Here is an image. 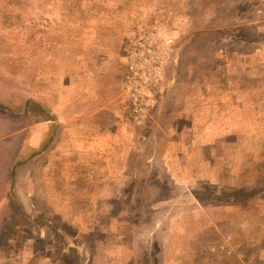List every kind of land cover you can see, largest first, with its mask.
<instances>
[{
	"label": "rangeland",
	"instance_id": "374dc122",
	"mask_svg": "<svg viewBox=\"0 0 264 264\" xmlns=\"http://www.w3.org/2000/svg\"><path fill=\"white\" fill-rule=\"evenodd\" d=\"M0 264H264V0H0Z\"/></svg>",
	"mask_w": 264,
	"mask_h": 264
},
{
	"label": "built area",
	"instance_id": "2783aa9c",
	"mask_svg": "<svg viewBox=\"0 0 264 264\" xmlns=\"http://www.w3.org/2000/svg\"><path fill=\"white\" fill-rule=\"evenodd\" d=\"M129 55L131 64L130 72L126 75L127 89H129L132 99L131 107L134 119L139 121L147 113V110L156 104L157 83L162 77L159 65L162 56L154 54L151 45L147 46L142 55H139L137 51H132ZM144 65L149 66L147 67L149 74L143 73Z\"/></svg>",
	"mask_w": 264,
	"mask_h": 264
},
{
	"label": "crops",
	"instance_id": "0c3cea01",
	"mask_svg": "<svg viewBox=\"0 0 264 264\" xmlns=\"http://www.w3.org/2000/svg\"><path fill=\"white\" fill-rule=\"evenodd\" d=\"M35 100V99H34ZM50 120V117L46 118V121ZM66 121V120H65ZM16 171V170H15ZM10 253H13L12 251Z\"/></svg>",
	"mask_w": 264,
	"mask_h": 264
},
{
	"label": "trees",
	"instance_id": "16d2710c",
	"mask_svg": "<svg viewBox=\"0 0 264 264\" xmlns=\"http://www.w3.org/2000/svg\"><path fill=\"white\" fill-rule=\"evenodd\" d=\"M15 170H13V173H14Z\"/></svg>",
	"mask_w": 264,
	"mask_h": 264
}]
</instances>
